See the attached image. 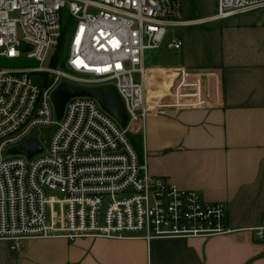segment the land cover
Segmentation results:
<instances>
[{"label":"built area","instance_id":"built-area-1","mask_svg":"<svg viewBox=\"0 0 264 264\" xmlns=\"http://www.w3.org/2000/svg\"><path fill=\"white\" fill-rule=\"evenodd\" d=\"M264 8V0H216L204 22ZM67 13L65 54L51 65ZM197 22V21H194ZM187 24L180 0H0V56L38 61L0 68V240L19 251L29 238H208L237 229L225 202L205 200L153 175L129 139L144 122L147 50L179 49L173 33ZM63 63V64H61ZM31 74L42 76L33 84ZM136 75V76H135ZM112 85L128 114L118 123L90 96L70 97L57 119L52 92L60 82ZM51 127L46 147L32 134ZM31 158L7 154L28 138ZM263 223L252 230L264 240Z\"/></svg>","mask_w":264,"mask_h":264},{"label":"crops","instance_id":"crops-1","mask_svg":"<svg viewBox=\"0 0 264 264\" xmlns=\"http://www.w3.org/2000/svg\"><path fill=\"white\" fill-rule=\"evenodd\" d=\"M167 63L145 56L144 122L131 124L153 175L225 202L237 229L208 238L0 240V264H264V8L204 22L216 0H180ZM197 21V22H194ZM169 50V49H167Z\"/></svg>","mask_w":264,"mask_h":264},{"label":"water","instance_id":"water-1","mask_svg":"<svg viewBox=\"0 0 264 264\" xmlns=\"http://www.w3.org/2000/svg\"><path fill=\"white\" fill-rule=\"evenodd\" d=\"M73 96H90L95 98L101 108L106 110L119 124L126 125L128 114L124 109V105L120 95L117 94L115 88L110 84L102 85H82L68 82H60L58 87L52 92L54 111L59 119L63 114L65 102ZM42 150L41 144L31 136L23 143L16 147L9 148L6 153L16 155L17 153L24 154L31 158L32 155L39 153Z\"/></svg>","mask_w":264,"mask_h":264},{"label":"rangeland","instance_id":"rangeland-1","mask_svg":"<svg viewBox=\"0 0 264 264\" xmlns=\"http://www.w3.org/2000/svg\"><path fill=\"white\" fill-rule=\"evenodd\" d=\"M61 23L65 25L64 44L67 45L72 30L71 19L67 16V13L62 16ZM64 44L62 50L59 49L55 52L57 55H59V58L62 56V54L66 56ZM174 51L175 50H167L163 45L158 48V50H147L146 56L148 58L152 57L154 61H156V63H167L168 58H171V56H173ZM38 65V61L27 56L14 59H8L5 56H0V68L3 69H28L29 67H37ZM41 79L42 76L40 74H31V81L33 84L39 85ZM51 131V127H38L33 130L32 134L39 140V142H41L46 147L47 138Z\"/></svg>","mask_w":264,"mask_h":264},{"label":"trees","instance_id":"trees-1","mask_svg":"<svg viewBox=\"0 0 264 264\" xmlns=\"http://www.w3.org/2000/svg\"><path fill=\"white\" fill-rule=\"evenodd\" d=\"M64 35H65V31L62 32L61 36H60V40H59V44L57 45V48L54 51V56L51 59V65L56 66L58 63V57L59 55H57L55 52L59 49L62 50L63 44H64ZM63 64V63H61ZM129 139H131L132 144L134 145L135 150L137 151V153H139L140 155L142 154V150L143 147L141 146V144L139 143V141L137 140V138H135L133 135L129 136Z\"/></svg>","mask_w":264,"mask_h":264}]
</instances>
